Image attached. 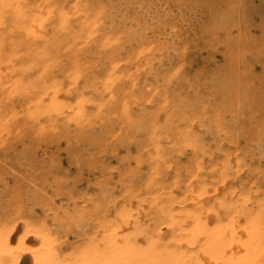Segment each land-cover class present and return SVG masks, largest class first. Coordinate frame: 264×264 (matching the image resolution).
Segmentation results:
<instances>
[{
  "label": "bare ground",
  "instance_id": "6f19581e",
  "mask_svg": "<svg viewBox=\"0 0 264 264\" xmlns=\"http://www.w3.org/2000/svg\"><path fill=\"white\" fill-rule=\"evenodd\" d=\"M110 1L34 0L28 15L0 0V264H264V111L253 123L228 110L245 98L227 96L226 70L161 60L178 43L162 17L129 43ZM10 17L30 20L27 51ZM105 154L124 163L119 182ZM61 194L73 199L62 214Z\"/></svg>",
  "mask_w": 264,
  "mask_h": 264
},
{
  "label": "rangeland",
  "instance_id": "374dc122",
  "mask_svg": "<svg viewBox=\"0 0 264 264\" xmlns=\"http://www.w3.org/2000/svg\"><path fill=\"white\" fill-rule=\"evenodd\" d=\"M111 1L112 7L109 9L115 17V26H119L120 31L124 29L125 38L128 42L130 41L129 43L133 42L130 39V36H133L132 33L140 34L147 22L148 25L156 24L162 17V19L167 20L165 29L168 36L170 38L177 37L178 43L173 41L175 47L164 48L163 53L160 55L161 60H164L170 66H179L184 62V70L195 77H200L210 70L215 74L219 73V70H226L227 79L232 84L230 92L227 91V96L231 101L238 96L245 98L242 103L235 101L232 104L230 102L228 110L232 112L238 110L237 112H240V115L246 114L253 123L259 119L264 111V83H261L264 80V0ZM66 2L71 5L75 0H66ZM33 3L34 0H20V9L17 8L16 4L15 12L19 9L29 15ZM227 18L231 19L230 22L227 21ZM29 21L25 18L10 17L7 29L4 28V31H9L14 41H18L16 47L22 52L31 47V40L21 33L23 27L29 25ZM227 24L229 26L228 35L227 27H223ZM129 29L133 32H128ZM238 35L241 38L235 39L234 36ZM228 36L231 37L229 44H227ZM228 47L232 48V50H229L230 52L234 50L236 53H232V56H230L227 53ZM179 51L184 53L183 56L177 54ZM247 60L249 62H246ZM210 85L215 86L211 87L212 90L214 88L220 89L222 83L215 77V81ZM224 96L221 92L213 93L209 97V102L213 104ZM236 119L239 120L240 117ZM202 120L206 127L207 121L204 118ZM237 125H239V121H237ZM39 157L42 158V155H39ZM61 158V170L63 174L67 173L68 183H73L79 192L85 191L88 187L85 179L75 178L76 169L74 165L67 162L64 153H62ZM103 160H105V164L113 163L115 165L114 170L109 171L106 169L103 175L105 177L112 176L114 183L119 182V173L124 163L117 162L108 154L103 156ZM21 168L23 169V166ZM24 170L31 171V167L26 162ZM142 171H146L145 164L142 165ZM98 174L99 170H95V175ZM4 180L8 182L9 186H13L16 181L11 172L4 176ZM1 184H5V182H1ZM1 187L3 188V185ZM92 191H96V188ZM81 194L83 193H75V198L81 197ZM91 194L97 195L98 193ZM6 195L8 193L4 197ZM79 200L82 201L83 198L81 197ZM91 200L94 201V198ZM59 201L62 206L60 214L63 213V210L69 209L68 211H70L73 208V199L68 195L61 194ZM80 203H88L92 206L90 201ZM36 211V214H42V210L38 207ZM92 223H83L81 230L84 233L90 231L94 224ZM69 239L70 242H74L78 238L72 235Z\"/></svg>",
  "mask_w": 264,
  "mask_h": 264
}]
</instances>
